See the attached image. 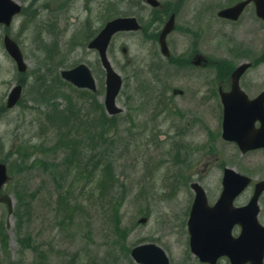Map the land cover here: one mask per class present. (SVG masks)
Masks as SVG:
<instances>
[{
	"label": "rangeland",
	"instance_id": "rangeland-1",
	"mask_svg": "<svg viewBox=\"0 0 264 264\" xmlns=\"http://www.w3.org/2000/svg\"><path fill=\"white\" fill-rule=\"evenodd\" d=\"M42 1L53 10L37 5L38 21L25 28L26 14H20L9 27L25 55V74L5 48L6 27L0 24V160L12 172L5 189L13 195L15 209L17 196L24 200L19 235L28 238V245L19 243L18 217L9 216L0 202V229L7 238L3 242L0 233V264H138L130 252L145 241L163 246L171 264H203L190 251L181 217L192 196L190 175L196 170L210 174V190L225 165L254 179L264 176V149L242 153L236 143L221 137L218 97L211 102L207 97L215 85L216 66L171 64L157 40L148 36L154 31L117 34L109 56L124 79L117 98L123 111L111 120L104 107L105 72L97 51L79 42L70 49V40L77 31V39L86 40L101 27L109 9L128 14L134 3L75 0L71 8L59 11L53 0ZM231 1L188 0L179 29L168 37L173 55L187 57L196 49L213 64L224 58L223 69L262 57L264 22L254 4L237 21L217 15ZM147 12L140 11L143 23L149 19ZM87 19L90 25L84 26ZM43 29L42 49L55 41L68 58L49 63L39 55L42 49L35 45ZM79 62L91 67L99 93L80 90L61 76L63 68ZM225 75L228 79L229 73ZM22 78L27 83L21 104L7 108L9 90ZM242 86L250 96L264 88V60L245 74ZM175 87L184 90L182 97L173 96ZM141 217L148 219L142 223Z\"/></svg>",
	"mask_w": 264,
	"mask_h": 264
},
{
	"label": "water",
	"instance_id": "water-1",
	"mask_svg": "<svg viewBox=\"0 0 264 264\" xmlns=\"http://www.w3.org/2000/svg\"><path fill=\"white\" fill-rule=\"evenodd\" d=\"M155 2L154 0H151ZM249 1V0H248ZM248 1L220 11V15L236 18ZM258 5V13L264 18V0H255ZM21 6L14 0H0V21L10 24L13 14L20 11ZM171 20L162 31L160 41L164 53H168L166 35L171 30ZM140 25L135 17H118L109 21L100 34L90 43L91 47L99 49L103 65L107 72V94L106 107L109 113L114 114L121 111L116 104V96L122 86L121 75L113 68L107 56V48L113 34L119 30H136ZM5 45L10 54L16 59L19 69L26 70V64L19 46L9 36L5 38ZM249 63L241 64L233 73V88L229 93L223 94L225 104V119L223 136L235 140L243 151L264 146V91L255 99L250 100L244 91L239 87V78L247 69ZM62 75L81 87L96 89V82L90 69L81 64L73 69L62 71ZM21 86L15 87L10 96L8 105L12 106L19 99ZM260 119L261 127L255 128L254 122ZM7 166L0 163V192L3 184L8 180ZM250 178L238 173L234 169H226L224 177V191L220 202L222 206L231 203L238 192L244 189ZM197 198L193 214L190 220L191 226V247L203 260L215 261L220 255L227 254L234 264H263L264 255V233L255 224L256 221H245L244 227L249 228L239 238H231L226 229L223 218L208 217L196 219L195 210L200 207L201 202L206 200L203 190L196 184ZM264 189V180L256 185L255 193L248 204L251 210L257 205L260 193ZM0 201L8 205L9 214L13 211V199L7 193L0 194ZM145 219H143L144 221ZM236 220H234L235 222ZM232 223H230L231 225ZM257 225V226H256ZM132 256L142 264H170L169 258L164 249L154 243H146L136 246Z\"/></svg>",
	"mask_w": 264,
	"mask_h": 264
},
{
	"label": "flooded vegetation",
	"instance_id": "flooded-vegetation-1",
	"mask_svg": "<svg viewBox=\"0 0 264 264\" xmlns=\"http://www.w3.org/2000/svg\"><path fill=\"white\" fill-rule=\"evenodd\" d=\"M188 0H162L161 4L159 6L160 10L155 9L156 7H151L148 6L145 10H147L148 12V16L149 19L146 21L147 25L149 27L148 30L153 31L154 28L157 27V29H161L163 28V26L165 25V23L167 22V20L174 15L175 16V29L171 32V34L174 31H177V29H179L178 23H179V19L180 17L183 15V13L185 12V5L187 3ZM160 15H162V18H160ZM226 19V18H224ZM230 20V19H227ZM183 31V30H182ZM185 31V30H184ZM195 54L196 51H191V53L185 57V56H170L168 57V62H170L171 64H175L176 66H180V67H197V68H201V69H206V68H213L211 65V62L209 60L204 61L201 60V63L199 64H195L194 59H195ZM226 76V75H225ZM214 83L215 85H210V89L208 92V98L211 101H213V97H218V95H216V93L218 92V94L220 93V91L222 90V88L224 90H229L232 86V74H229V78H225L222 76V73H218L217 71H214ZM225 78V79H223ZM218 89V91H217ZM171 93L173 94V96L175 97H182L183 94L185 93L184 90L181 89H175L173 88V91H171ZM216 95V96H215ZM172 97L168 98V101H166V105L168 106L170 104L169 100ZM219 100V98H218ZM165 101V100H164ZM171 110H173V105L170 106ZM218 107L222 110L223 106L219 101V105ZM215 108V107H214ZM214 108H212L214 110ZM216 109V108H215ZM217 112V110H215ZM214 112V111H213ZM220 124V121L218 122ZM223 172H224V168H221L220 171V177H219V183L217 185H215L216 188H214V190H210V185L208 184V176L210 174H201L199 173V170H196L195 173L191 174V178H190V182L189 185L191 187L192 183L194 181L199 182L203 188L205 189L206 195H207V205L209 207L215 205V203L218 201V199L220 198L222 189H223V185H222V180H223ZM197 175H199V177H197ZM250 196V192L244 191L242 193H240L235 200H233L230 204H228L227 207H221L216 211V214L218 217H222V218H229V221L234 222V218H236V222H234L233 226H232V234L233 235H238L241 232L242 226L238 223V221H244L246 220V218L244 216H235L234 213L235 212H242L237 210L236 208H240L243 207L244 205L247 204L248 199ZM264 196V193L262 194V197ZM194 197L195 194L192 191V196H190L189 201L183 206L182 208V212H181V217L182 220L184 222H186V228L188 230L187 227V221L189 219V217H191L192 214V205L194 202ZM260 208H259V213H258V219L259 221L264 224V202H262L263 200H260ZM198 216H202V215H207L209 212V209L206 208L205 206H203L202 208H199L198 210ZM241 218V219H238ZM200 262V261H199ZM202 263V262H201ZM205 264V263H203Z\"/></svg>",
	"mask_w": 264,
	"mask_h": 264
},
{
	"label": "trees",
	"instance_id": "trees-1",
	"mask_svg": "<svg viewBox=\"0 0 264 264\" xmlns=\"http://www.w3.org/2000/svg\"><path fill=\"white\" fill-rule=\"evenodd\" d=\"M18 197V201H17V207L15 210V215L18 217V221H17V239L19 241V243L21 245H28V238L26 237H22V235L20 236L19 233L21 232L22 229V214H21V208L24 205V200L22 198V196H17ZM0 233L3 235V242L6 240L7 243V238H6V232L4 229H0ZM6 238V239H5Z\"/></svg>",
	"mask_w": 264,
	"mask_h": 264
}]
</instances>
